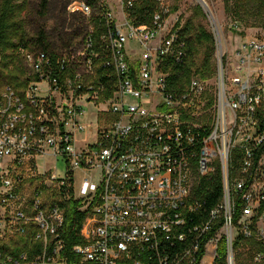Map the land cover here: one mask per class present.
<instances>
[{
  "label": "built area",
  "instance_id": "2783aa9c",
  "mask_svg": "<svg viewBox=\"0 0 264 264\" xmlns=\"http://www.w3.org/2000/svg\"><path fill=\"white\" fill-rule=\"evenodd\" d=\"M159 1L149 26L129 17L135 0H73L85 34L54 52L21 48V94L0 79V264H214L222 239L233 264L234 231L251 235L264 200V36L231 54L215 38L217 90L204 102L198 77L169 85L162 66L185 44ZM219 169L210 205L194 187ZM54 194L87 211L70 253Z\"/></svg>",
  "mask_w": 264,
  "mask_h": 264
},
{
  "label": "trees",
  "instance_id": "16d2710c",
  "mask_svg": "<svg viewBox=\"0 0 264 264\" xmlns=\"http://www.w3.org/2000/svg\"><path fill=\"white\" fill-rule=\"evenodd\" d=\"M64 4L59 6V0H38L37 8L33 0H0V79L21 94L25 80L29 79L19 56L21 48L27 50H43L54 52L58 49L73 45L75 40L85 34L86 20L83 15L70 7L73 0H61ZM227 12L236 21H249L264 25V0H224ZM177 9L174 6L173 11ZM160 10L159 0H135L132 7L128 8L129 17L136 24L153 25V17ZM172 10V9H171ZM56 14L54 27L48 26L47 15ZM253 22V23H254ZM254 23V24H256ZM179 37L184 42L185 57L182 61L166 62L163 70L170 73L169 85L173 90L180 91L188 86L193 77L209 79L217 71L216 40L203 26L197 25L193 20L185 23L179 18L174 26ZM99 66L98 71H102ZM264 127V120L262 121ZM264 154V145L257 152L258 160ZM240 155L236 152L232 156L230 176L237 175L238 160ZM234 166V167H233ZM194 193L206 199L210 205L218 202L223 196V174L219 169L215 174L202 177L194 187ZM236 198L233 210L234 223L242 215L240 195L233 194ZM54 203L64 209L65 220L62 233L67 241V252L70 253L75 244L79 243L77 235L87 211H81L82 200L74 197L59 199L57 194L49 196ZM264 213V200L258 212L251 219V235L246 236L239 232L233 240V249L237 250L242 242L258 245L261 258L264 259V240L257 238V223ZM203 254V253H202ZM214 264L228 263V247L225 239L220 241L218 256Z\"/></svg>",
  "mask_w": 264,
  "mask_h": 264
},
{
  "label": "rangeland",
  "instance_id": "374dc122",
  "mask_svg": "<svg viewBox=\"0 0 264 264\" xmlns=\"http://www.w3.org/2000/svg\"><path fill=\"white\" fill-rule=\"evenodd\" d=\"M171 10L170 21L172 24L175 23V17L182 19L185 23L188 20H193L195 24L203 26L214 37L218 39L217 44L219 48H222L226 53L231 54L237 44L242 40L264 36V25L261 23L254 24L252 20L243 22L233 20L232 16L227 12L224 0H204L208 9L206 10L204 5L202 6L199 0H163ZM38 0H33V5L37 8ZM59 6L62 7L64 4L61 0L58 2ZM174 6L177 9L173 11ZM56 14L50 12L47 15V23L49 28L54 27L56 23ZM230 73V72H229ZM205 82V94L203 96L204 102L209 101L212 96L213 100L216 95V72L213 77L209 79H202ZM214 112V110H213ZM90 136H88V139ZM5 160L4 163H6ZM3 165V164H2ZM39 170L43 171L47 168L44 158L38 159ZM59 173H63L65 169V162L59 158V162L55 164ZM83 173L78 171V177H82ZM258 234L257 238L264 240V213L260 216L257 223ZM238 233L234 231V239ZM233 264H264V259L261 258L258 245L251 242H242L237 250L233 249Z\"/></svg>",
  "mask_w": 264,
  "mask_h": 264
},
{
  "label": "bare ground",
  "instance_id": "6f19581e",
  "mask_svg": "<svg viewBox=\"0 0 264 264\" xmlns=\"http://www.w3.org/2000/svg\"><path fill=\"white\" fill-rule=\"evenodd\" d=\"M199 2L204 5L206 10L208 9V5L204 0H199Z\"/></svg>",
  "mask_w": 264,
  "mask_h": 264
},
{
  "label": "water",
  "instance_id": "95a60500",
  "mask_svg": "<svg viewBox=\"0 0 264 264\" xmlns=\"http://www.w3.org/2000/svg\"><path fill=\"white\" fill-rule=\"evenodd\" d=\"M202 5V4H201ZM203 6V5H202Z\"/></svg>",
  "mask_w": 264,
  "mask_h": 264
}]
</instances>
